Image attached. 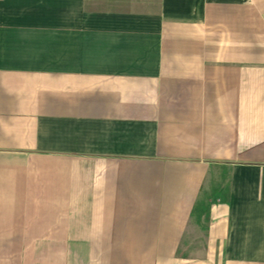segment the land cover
Here are the masks:
<instances>
[{"label":"crops","instance_id":"crops-1","mask_svg":"<svg viewBox=\"0 0 264 264\" xmlns=\"http://www.w3.org/2000/svg\"><path fill=\"white\" fill-rule=\"evenodd\" d=\"M0 264H264V0H0Z\"/></svg>","mask_w":264,"mask_h":264}]
</instances>
